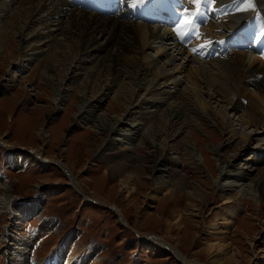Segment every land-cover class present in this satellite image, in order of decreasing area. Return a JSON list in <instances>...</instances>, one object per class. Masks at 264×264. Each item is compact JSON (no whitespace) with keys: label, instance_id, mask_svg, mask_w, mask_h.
Instances as JSON below:
<instances>
[{"label":"rangeland","instance_id":"374dc122","mask_svg":"<svg viewBox=\"0 0 264 264\" xmlns=\"http://www.w3.org/2000/svg\"><path fill=\"white\" fill-rule=\"evenodd\" d=\"M12 13L0 11V19ZM55 23L32 24L39 38L24 43L17 36L8 41L11 31L0 33V138L13 147L0 143V198L5 184L13 209L39 197L17 219L0 211V264H87L73 261L84 255L100 264H216L217 255L226 264H264V197L254 185L264 175V145L260 151L253 140L241 146L220 130L223 117L253 135L259 126L242 123L215 94L198 110L188 93L147 72L125 70L112 81L99 57L81 53V40L63 39ZM57 42L71 57L54 61L50 71L43 55L54 54ZM250 98L261 110L251 116L264 115L259 90L248 85L237 94L246 108ZM108 140L114 144L105 148ZM10 151L23 166H9ZM159 151L166 165L154 162ZM115 154L135 159L128 187L111 174ZM224 154L235 156L228 165ZM165 166L177 174L169 176ZM153 177L170 179L155 198ZM221 190L236 200L225 202ZM41 219L54 227L48 222L49 230L31 237ZM214 243L222 245L216 255L204 247Z\"/></svg>","mask_w":264,"mask_h":264},{"label":"bare ground","instance_id":"6f19581e","mask_svg":"<svg viewBox=\"0 0 264 264\" xmlns=\"http://www.w3.org/2000/svg\"><path fill=\"white\" fill-rule=\"evenodd\" d=\"M124 2H127L130 8H133L136 0H124ZM158 4L161 8H165L164 5H167H163L160 0ZM126 10L127 8H124L119 14L104 15L73 7L69 0H18V4L16 5H13L11 0L9 2L7 0H0V11H3L4 14L13 12L11 18L0 19V33L13 32L8 41H14L12 39L13 36H17L15 40L19 43L29 42L35 40V38H39L38 35H34L31 28L32 24L42 22V24L46 25L54 20L56 21L55 24L58 25L56 29L61 31L63 39H68V42L76 39L81 40L80 49H78L81 53L96 54L99 57V64H101L99 69H105L104 71L111 75L112 81L120 77L122 71L125 70L128 71L130 69L132 73L136 72L138 74H146L147 72L152 76V80L156 79L157 83H172L183 92L188 93L197 105L198 110H204L210 106L209 100H206V97H212L214 94L221 97L222 101L231 106V109L239 112L242 123L259 126L258 128H260V131L253 135L236 129L232 122L223 117L221 120V132L227 134L229 139L234 140L238 138L241 146H243L244 142L253 140L257 146V149H255L260 151V144L264 145V115L259 118L253 116L254 112L255 114L261 112L257 102L250 98V106L246 108L241 99H237V94L243 90L244 86L251 85L259 90L260 96L264 97V48L260 51H253L248 47L236 48L225 42L230 38L238 39L242 35L248 36L249 29H253L258 36L264 35V0H253V7H248L244 0H239L237 4H233L232 0H217L216 4L209 5L207 12L211 15L210 17L215 18V21L209 19L196 34L197 36L194 37L195 40L193 42L195 46L193 49L196 50V53L192 51L191 46L186 47L176 42L172 33L171 27L173 25L171 22L164 20L162 24L158 22L149 23L136 19L131 9L129 11ZM167 10L170 12L168 5ZM63 17H66V19L63 20ZM20 35L23 37L19 38L18 36ZM25 35H28L29 38L25 37ZM203 40H208L209 44L200 50L197 46ZM258 43L261 45L259 41ZM56 46L58 49L54 48V54L49 50L43 55L46 61L44 66L50 71L54 70L51 63L57 60L58 62L59 60L68 61L71 57L70 51L64 49L62 43L57 42ZM72 46L74 47V44ZM207 51L208 53H206ZM44 59L42 60L44 61ZM48 74L49 76L52 75L51 73ZM92 74L88 72L87 77H90L94 81L95 78L92 77L94 74ZM96 75L100 78L101 74ZM46 81H49V79L47 78ZM48 83L52 87V91L54 90L56 94H59L58 84L54 80H50ZM202 83L204 86L201 85ZM200 86L211 90L212 94L210 95L208 91L202 93L199 89ZM120 89H118V92L122 91ZM251 111L253 113L252 116L250 114ZM178 115L179 113L175 112L173 118H177ZM104 129H106L104 131V134H106L108 126H105ZM107 142L108 146L106 144L105 146L103 145L105 148H110L114 144L110 140ZM0 143L7 146L8 150H12L13 148L4 138H0ZM99 151L101 152L102 150ZM16 153L10 151L13 158L9 160V166L12 168L23 166V162L18 161L20 155L18 156V153ZM101 153L103 154L104 152ZM161 153L162 151H159L155 155L156 159L154 162L159 161V165H166V161L160 159ZM112 156L115 166L111 167V174L120 176L122 185L128 187V182H130L128 180L132 176L131 167H134L132 162L135 163L134 157L116 154ZM234 157V155L230 157L224 154V161L228 165ZM138 160H140L139 163H142L141 161L144 159L142 157L141 159L138 158ZM253 161L256 163L259 161V158L256 157ZM166 168L165 166L164 169L166 170ZM247 170L248 167L239 172L244 177L248 175ZM166 172L169 176L177 174V171L174 168L170 169V166ZM153 180L154 188L150 193L151 198H155L157 192L164 190L170 183V179L159 177H153ZM182 184H185V182L182 181ZM254 185L264 197V175L256 180ZM197 193L202 198L203 195L199 191ZM217 195L225 202L236 200V197L223 190L219 191ZM13 198L9 187L5 184L0 198V211L10 214L13 218L17 214L24 215L26 213L25 210L28 209L27 205L30 206L32 204L33 208L39 202V197L37 196L31 201L23 202V206L18 205L16 209H13ZM48 222L54 227V221L41 219L38 229H34L31 237H34V234L35 236H39L44 230H49L48 228L46 229ZM5 234L7 235L6 231ZM204 247L216 255L222 245L214 243L206 244ZM173 250L175 249L173 248ZM80 259L86 261L87 264H100V259L87 257V255L81 258L80 256L76 257L73 261L74 263H78ZM228 261V258H221L218 255L212 259V263L216 262V264H226ZM9 262L13 264L12 261ZM40 263L38 262L37 264ZM42 264H47V261H44Z\"/></svg>","mask_w":264,"mask_h":264},{"label":"snow or ice","instance_id":"6c2138e0","mask_svg":"<svg viewBox=\"0 0 264 264\" xmlns=\"http://www.w3.org/2000/svg\"><path fill=\"white\" fill-rule=\"evenodd\" d=\"M137 3H143L144 0H136ZM187 5H194L195 10L190 11L187 6L183 9V15L180 20V25L182 27H196V20L198 17L203 15V12L206 10L208 5H214L217 3V0H186ZM239 0H232L233 4H237ZM248 7H253V0H244ZM256 39H259L257 37Z\"/></svg>","mask_w":264,"mask_h":264}]
</instances>
